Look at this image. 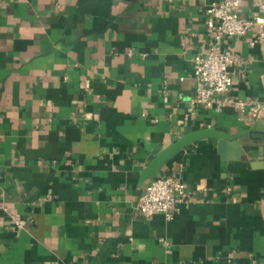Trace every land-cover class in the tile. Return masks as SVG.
I'll return each instance as SVG.
<instances>
[{"label": "crops", "instance_id": "0c3cea01", "mask_svg": "<svg viewBox=\"0 0 264 264\" xmlns=\"http://www.w3.org/2000/svg\"><path fill=\"white\" fill-rule=\"evenodd\" d=\"M216 1L0 0V264H264V115L190 105ZM255 37L220 49L227 97L264 105ZM204 130L238 141L180 151L177 215H137L150 163Z\"/></svg>", "mask_w": 264, "mask_h": 264}, {"label": "built area", "instance_id": "2783aa9c", "mask_svg": "<svg viewBox=\"0 0 264 264\" xmlns=\"http://www.w3.org/2000/svg\"><path fill=\"white\" fill-rule=\"evenodd\" d=\"M244 1L246 0L216 1L206 6L204 22L213 31V41L206 52L197 54L192 59L194 95L190 105L215 110L232 105L242 113L249 111L253 119H259L264 115V105L227 97L232 87L229 65L237 61V58L230 51L220 49L225 39L243 38L250 33L256 35L249 42L250 46L264 41V0H248L253 4L255 14L247 17L240 13ZM186 198L187 192L179 177L158 176L145 187L135 211L146 219L161 214L171 221ZM10 220L17 230H22L25 226V221L18 215H11Z\"/></svg>", "mask_w": 264, "mask_h": 264}, {"label": "water", "instance_id": "95a60500", "mask_svg": "<svg viewBox=\"0 0 264 264\" xmlns=\"http://www.w3.org/2000/svg\"><path fill=\"white\" fill-rule=\"evenodd\" d=\"M206 138H215L220 141L222 145L225 142H235L238 141L237 138L230 139L222 134L214 133L211 130H204L198 132L189 133L172 144H170L165 150H163L151 163L147 170V174L151 177L154 175L163 176V167L180 151L187 148L188 146L194 144L195 142L206 139ZM242 146V145H241Z\"/></svg>", "mask_w": 264, "mask_h": 264}]
</instances>
